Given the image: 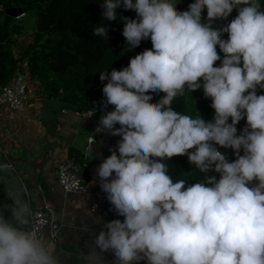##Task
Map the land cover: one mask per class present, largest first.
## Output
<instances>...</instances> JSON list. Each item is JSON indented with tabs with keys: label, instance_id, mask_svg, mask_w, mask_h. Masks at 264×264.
Listing matches in <instances>:
<instances>
[{
	"label": "clouds",
	"instance_id": "obj_1",
	"mask_svg": "<svg viewBox=\"0 0 264 264\" xmlns=\"http://www.w3.org/2000/svg\"><path fill=\"white\" fill-rule=\"evenodd\" d=\"M99 4L102 20L92 36L108 40L110 25L104 21L121 20L129 50L146 39L152 47L121 70L99 73L100 81H107L103 106L114 109L100 117L96 133L120 139L101 159L96 176L122 220L98 217L102 230L92 234L86 264H99L104 252L112 254V264H264V94H257L264 90L260 0H194L184 11L176 10L171 0ZM121 7L134 10L136 18L118 14ZM234 9L237 15L230 22L214 26ZM185 88L203 89L214 109L211 120L171 106ZM160 93L164 95L150 103ZM242 119L246 126L238 132ZM91 144L90 137L87 152L93 151ZM220 147L231 149L236 159L230 161ZM184 155L207 174L203 181L173 182L167 174L162 161ZM13 171L12 163L0 162V183L10 201L0 204V264H62L54 235L42 231L43 221L23 180L8 184L5 174Z\"/></svg>",
	"mask_w": 264,
	"mask_h": 264
},
{
	"label": "trees",
	"instance_id": "obj_2",
	"mask_svg": "<svg viewBox=\"0 0 264 264\" xmlns=\"http://www.w3.org/2000/svg\"><path fill=\"white\" fill-rule=\"evenodd\" d=\"M101 0H0L3 9L16 7L24 9L27 14L35 17V32L32 34L33 42L28 44L21 56L16 58L11 49L12 35L21 32V27L14 21H0V87L9 82L12 76L19 70L21 60L27 59L29 74L39 81L43 92L47 97L60 98L63 107L78 108L84 110L88 107L90 95L93 91H102L103 84L99 79L100 72L110 71L116 66L118 70L127 66L130 58L152 47L150 39L142 40L140 45L129 50L126 45L122 30L124 22L104 21L110 25L108 40L103 37L91 35L95 24L101 23ZM194 0L172 2L176 10H187L188 5ZM264 9V0H260ZM117 13L129 18H136L134 10L118 8ZM237 15L234 9L224 21H217L215 27H223ZM206 17V9L202 12V18ZM103 23V22H102ZM228 34L224 33L223 39ZM217 52L223 58L217 46ZM216 61L215 65H219ZM55 75L51 78L52 75ZM257 94H264V90L258 89ZM153 96L150 103L155 104L160 96ZM211 99L203 94V89L191 92L187 88L183 95H178L171 102V106L178 112H182L193 118L201 116L207 121L214 116L211 108ZM246 126L242 119L237 124L238 132ZM119 127V124L116 125ZM219 150L228 152V159H236L231 149ZM191 151V150H189ZM242 154V153H241ZM74 156L80 162L83 156L71 149V157ZM166 165L167 174L173 182L185 180L188 183L203 181L206 173L200 172L194 165H190L186 155L165 158L162 161ZM9 178V174H5ZM219 179V174L210 172ZM28 198V197H27ZM10 203L5 195V184L0 183V204ZM106 221L121 219L117 216L109 201L105 209Z\"/></svg>",
	"mask_w": 264,
	"mask_h": 264
},
{
	"label": "crops",
	"instance_id": "obj_3",
	"mask_svg": "<svg viewBox=\"0 0 264 264\" xmlns=\"http://www.w3.org/2000/svg\"><path fill=\"white\" fill-rule=\"evenodd\" d=\"M2 9L0 5V11ZM3 20L6 21L5 13L0 15V21ZM15 20L12 21L20 25L21 32L12 35L10 46L18 58L31 42L36 19L26 14ZM19 64L28 83L27 107L23 112H15L8 106L0 107V139L6 155L3 162L10 161L16 167L7 178L8 184L22 179L33 205H43L45 201L51 204L60 225L54 240L55 254L62 264H86L85 256L93 247L92 234L102 230L98 217L103 221L106 219L91 212L90 195L67 193L62 189L56 167L71 157V149H74L83 156L93 186L98 184L96 169L101 159L111 154L110 149L115 148L120 137L107 132L96 133V128L100 117L105 115L103 110L114 106L104 107L102 91H93L86 109L63 107L60 98L47 97L39 81L30 76L27 59ZM91 136L95 138L91 144L93 151L87 152ZM112 261V254L104 252L99 264H112Z\"/></svg>",
	"mask_w": 264,
	"mask_h": 264
},
{
	"label": "built area",
	"instance_id": "obj_4",
	"mask_svg": "<svg viewBox=\"0 0 264 264\" xmlns=\"http://www.w3.org/2000/svg\"><path fill=\"white\" fill-rule=\"evenodd\" d=\"M26 14V12L20 13L15 16L13 20L21 19L25 17ZM113 68L118 70L116 66ZM28 99L29 93L26 76L22 71L18 70L7 84L0 87V107L8 106L15 112H23L27 107ZM113 109L114 107L104 109L103 112L106 114L108 111ZM91 138L93 144L95 142V138L93 136H91ZM5 159V150L2 140L0 139V162H3ZM12 165L14 166L13 172H15L16 167L13 163ZM86 169L87 164L84 161L80 162L74 156L68 157L64 161L60 162L56 167L58 181L62 189L67 193L73 192L83 195H90L92 197L91 212L95 215L105 218V209L108 204L106 194L101 190L99 183L93 186L91 179L86 173ZM28 199H30L33 210L39 213L40 219L43 221L41 225L42 231L45 233V235L47 234V236L51 237L54 235L55 240L59 233L60 225L56 219L51 204L45 201L43 205H33L29 190Z\"/></svg>",
	"mask_w": 264,
	"mask_h": 264
},
{
	"label": "water",
	"instance_id": "obj_5",
	"mask_svg": "<svg viewBox=\"0 0 264 264\" xmlns=\"http://www.w3.org/2000/svg\"><path fill=\"white\" fill-rule=\"evenodd\" d=\"M24 9L22 8H16V7H8L5 9V17L6 22H11L15 16H17L20 13H23ZM231 122V118L229 119V123Z\"/></svg>",
	"mask_w": 264,
	"mask_h": 264
},
{
	"label": "rangeland",
	"instance_id": "obj_6",
	"mask_svg": "<svg viewBox=\"0 0 264 264\" xmlns=\"http://www.w3.org/2000/svg\"><path fill=\"white\" fill-rule=\"evenodd\" d=\"M181 1H185V0H171V2H181ZM16 21V20H15ZM32 35V34H31ZM31 42H33V36L31 37ZM30 42V43H31ZM3 143V142H2Z\"/></svg>",
	"mask_w": 264,
	"mask_h": 264
}]
</instances>
